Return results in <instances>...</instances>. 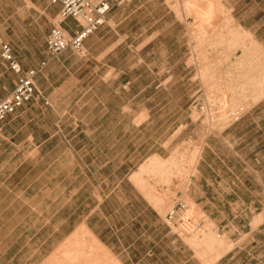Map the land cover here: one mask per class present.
I'll return each instance as SVG.
<instances>
[{"label": "rangeland", "instance_id": "374dc122", "mask_svg": "<svg viewBox=\"0 0 264 264\" xmlns=\"http://www.w3.org/2000/svg\"><path fill=\"white\" fill-rule=\"evenodd\" d=\"M104 1L109 3L110 9L103 25L92 35L89 54L85 51L82 56L67 50L51 58L46 51V38L52 28H61L59 8L51 6L48 0H0V36L13 47V55L16 53L33 65L46 63L42 75L35 81L39 99L26 103L27 111L21 115L34 122L18 127L20 133L63 130L65 133L108 134L100 141L101 148L109 150L110 154L114 151L116 165L119 160L126 161L117 169V176L131 170L129 168L134 173L146 156L155 152L165 161L178 158L177 165H173L175 168L159 164L158 172L151 175L147 169L137 171V176L148 177L153 187L150 192L156 197L148 195L162 203L164 216L170 208L183 204L194 217L193 229L188 235L178 233L164 217L172 235L193 252L196 263L205 264L189 240L208 229L230 243L219 264H264V96L242 108L236 119L229 115L232 120L221 127V121L215 117L218 109L207 99L218 92L206 87L205 79L199 77L203 69L199 66L209 67L207 81L212 77L222 81L223 86L230 84L229 81L235 83L240 72L234 63L243 56V50H228L224 45L207 48L205 44H198L194 33L198 25L209 34L221 25L228 27L221 18L223 14L219 15L222 9L234 22L231 21V26L229 23V28L240 27L254 42L259 66L264 70V0ZM210 1L215 8L211 7L209 18L201 20L199 12H204ZM204 49L207 52L202 55ZM225 57L229 58L225 60ZM216 65L222 66L220 71ZM15 79L16 76L0 63V99L10 94ZM238 103L234 107L238 108ZM234 107L228 108V113L234 111ZM221 133L224 139L220 138ZM208 137L213 138L218 157L213 169L220 170L223 158L234 162L236 153L248 167L258 166L261 171L259 175L246 172L234 175L249 187L237 193L242 207L220 204L202 207L196 203L204 200L202 190L211 201H219L211 199L210 190L194 186L192 182ZM130 161L133 167L127 165ZM238 163L241 164L238 169H245L240 160ZM234 176L222 174L229 181ZM131 179L139 189L138 183ZM256 180L260 181L258 189H255ZM150 196L147 197L154 205ZM254 199L260 204L254 201L256 204L251 205Z\"/></svg>", "mask_w": 264, "mask_h": 264}, {"label": "crops", "instance_id": "0c3cea01", "mask_svg": "<svg viewBox=\"0 0 264 264\" xmlns=\"http://www.w3.org/2000/svg\"><path fill=\"white\" fill-rule=\"evenodd\" d=\"M60 25L69 35L77 27L72 19ZM92 35L83 43L82 56L91 50ZM15 58L23 69L39 64L27 63L16 53ZM0 63L9 71L1 59ZM28 104L0 123V264H38L48 259H56L58 264H200L193 252L169 231L162 203L148 195L155 196L150 192L153 187L148 177L137 176L139 169H147L151 175L158 172L159 164L167 168L168 164L177 163L176 158L165 161L155 152L147 155L134 173L129 168L117 176V169L126 161L119 160L116 165L114 151L110 154L101 148L100 141L108 134L63 130L21 134L18 127L34 122L21 118ZM219 136L224 139V133ZM212 142V137L206 139L192 182L210 190L211 199L219 201H211L202 190L204 200L196 203L202 207H242L237 193L249 187L234 175H259L261 171L258 166L248 167L236 153L234 162L226 157L220 160V170L213 169L218 157ZM239 160L245 169H238ZM256 163L259 164L258 156ZM127 165L133 167L131 161ZM224 172L234 178L225 179ZM259 186L260 181L256 180L255 189ZM251 189L254 190L253 183ZM254 201L260 204L254 199L251 205L256 204ZM200 243L206 249V241Z\"/></svg>", "mask_w": 264, "mask_h": 264}, {"label": "bare ground", "instance_id": "6f19581e", "mask_svg": "<svg viewBox=\"0 0 264 264\" xmlns=\"http://www.w3.org/2000/svg\"><path fill=\"white\" fill-rule=\"evenodd\" d=\"M207 3V2H206ZM207 6V9L205 10L204 9V12L200 13L199 12V15L201 17V20L202 18H209V14L210 11H211V7L212 6H215V4L213 2H208V4H206ZM217 6V5H216ZM215 8V7H214ZM212 7V9H214ZM216 11V10H215ZM215 11H213L215 13ZM212 12V13H213ZM223 14L221 17L224 21V24L228 23V27H225V25H221L219 27H216L215 28V31H210L212 32L211 34H209V32H206L204 30V28H201L202 26L201 25H198L196 27V31L194 32L195 33V38L197 39L198 41V44H205L207 46V48L209 47L210 49H215V47L217 46V48L220 46V45H224L227 47L228 50H236V49H242V57L239 58L236 63H234L235 65H237V67L239 68V72H240V75L237 79L236 75H234L236 77L237 80H235V83H232L229 81L230 84L228 85H225L226 83H224L225 86H223L221 84L222 81H220L218 78H212V77H209L210 79L207 81V74H206V69H208L209 67H204V65L201 66L200 64V68L203 67V69L201 68L200 71L201 73H199V77H201L202 79L204 78L205 79V84L207 85L206 87H210V88H215V90L218 92V94L216 96H211L209 98H207L208 100L210 99L216 106V109H218V112L216 110V112L218 113L217 116L215 115H211L212 116H215L216 119L219 118V120L221 121L220 124H221V127H224V125L226 126V124L232 120V119H236L237 118V115H240L239 112H241V109L242 108H247L246 106L247 105H250L251 104L253 105L256 101H258L259 99L263 98L264 96V70H263V66H262V70H261V67L259 66V63L258 62V56L257 55V48L256 46L254 45V42L249 38V36L247 35V33L244 31V30H241L240 27L238 26H232L229 28V23H230V26L232 25L231 24V21L232 19H230V17L228 16L229 14H225L224 11L222 9H219V15ZM227 13V12H226ZM197 15V14H195ZM197 17V16H196ZM199 18V17H197ZM200 20V21H201ZM233 22V21H232ZM234 23V22H233ZM227 25V24H226ZM234 25V24H233ZM236 25V24H235ZM215 26V25H214ZM211 28V26H210ZM206 29V28H205ZM209 30V29H208ZM214 30V29H213ZM192 32V31H191ZM209 35H208V34ZM189 34V33H188ZM193 35V34H192ZM204 38V40L202 39L200 41V38ZM194 40V39H193ZM196 41V42H197ZM204 45V46H205ZM219 45V46H218ZM196 46V45H195ZM199 46V45H197ZM196 46V47H197ZM195 47V48H196ZM201 48V46H199ZM198 47V48H199ZM197 48V49H198ZM206 48V47H204ZM209 49V51H210ZM221 49V48H220ZM196 51V50H194ZM199 51V50H198ZM205 49L204 51H202V55H203V52L205 53ZM224 51L226 52V49H224ZM207 52V51H206ZM199 53V54H200ZM212 53V51L210 52ZM216 53V52H215ZM220 53V52H219ZM227 53V52H226ZM196 54V52H195ZM197 54V56L199 55ZM213 54V53H212ZM211 54V55H212ZM228 54V53H227ZM260 54V52H259ZM258 54V55H259ZM207 55V53H206ZM209 55V54H208ZM207 55V56H208ZM210 55V56H211ZM226 55V54H225ZM231 55V54H230ZM200 56V55H199ZM198 56V57H199ZM218 56V54H217ZM229 56V54H228ZM261 56V55H260ZM264 56V54H263ZM197 59H200L198 58ZM202 57V56H200ZM216 57V55L214 56ZM214 57H211L214 58ZM220 57V55H219ZM224 57V56H223ZM262 57V56H261ZM206 58V56H205ZM217 58V57H216ZM221 58V57H220ZM229 58V57H228ZM227 57H225V60L228 59ZM260 58V57H259ZM204 59V56L203 58ZM224 59V58H223ZM222 59V62L224 61ZM216 60V59H214ZM214 63H217V60L214 61ZM230 60V59H229ZM261 60V59H260ZM195 61V60H194ZM197 61V60H196ZM200 61V60H199ZM198 61V63H199ZM204 61V60H203ZM228 61V60H227ZM205 62V61H204ZM206 62H208V60L206 59ZM221 62V61H220ZM222 62L220 63V65H222ZM235 62V61H234ZM262 62V61H261ZM196 63V62H195ZM197 63V65H199ZM202 63V62H201ZM219 63V62H218ZM210 64V63H209ZM208 65V63H207ZM219 65V66H220ZM262 65V64H261ZM211 66V65H210ZM218 65H216L217 67ZM198 67V66H197ZM222 67V66H220ZM219 67V68H220ZM234 67V66H233ZM218 68V67H217ZM218 68V69H219ZM236 68V67H235ZM234 68V69H235ZM213 69V68H212ZM222 69V68H221ZM233 69V68H232ZM199 71V72H200ZM220 71V69L218 70ZM208 72H209V69H208ZM207 72V73H208ZM238 72V70L236 71ZM238 72V73H239ZM218 73V72H217ZM235 73V72H234ZM232 74V73H231ZM238 75V74H237ZM211 76V75H210ZM215 75H213L214 77ZM218 76V75H216ZM224 76V75H223ZM226 76V75H225ZM219 77V76H218ZM223 78V77H222ZM227 78V77H226ZM221 79V78H220ZM220 82H219V81ZM204 81V80H203ZM202 81V82H203ZM225 82V81H224ZM205 87V88H206ZM216 92V93H217ZM207 100V101H208ZM210 102V101H208ZM239 102V103H238ZM212 103V104H213ZM240 104V106L237 108V107H234L235 104ZM206 105V104H205ZM207 106V105H206ZM250 106L248 108H250ZM235 108L234 111H230V113H228L229 109L228 108ZM244 108V109H245ZM211 109V108H210ZM243 110V109H242ZM247 110V109H246ZM204 112V111H203ZM207 112V111H206ZM229 115H234V117L231 119V117ZM210 117V116H209ZM214 117V118H215ZM219 124V125H220ZM196 152V151H195ZM198 152V151H197ZM196 152V153H197ZM194 153V152H193ZM197 155V154H196ZM197 158V157H196ZM178 159V158H177ZM176 159V160H177ZM195 160V159H194ZM193 160V161H194ZM197 160V159H196ZM192 163V162H191ZM177 165V163H175V161L173 162V164H168V166H171V167H174L175 166H172V165ZM194 164V162H193ZM192 165V164H191ZM168 170V169H166ZM163 174V173H162ZM165 176V175H164ZM159 179V177H158ZM163 179V178H162ZM169 212V211H168ZM167 212V213H168ZM167 215V214H166ZM179 233V232H178ZM79 234V233H78ZM182 234H186V233H182ZM188 235V234H187ZM197 236V235H196ZM74 237V236H73ZM78 238V236H77ZM79 240V239H78ZM77 241V240H76ZM201 241H206L205 243V247L206 249H203V245L200 243ZM73 243V242H72ZM79 243V242H78ZM189 243L190 245L192 246V248L195 250V252L197 253V255L204 261L205 264H210V263H214L217 259H219L226 251H228L229 249V244L225 238H222V237H217V235H215L214 232L210 231L207 229V231H203L202 234L198 237H195V238H191L189 240ZM76 245L77 242H75ZM74 245V244H73ZM72 246V245H71ZM75 246V245H74ZM73 246V248H75ZM79 247V246H78ZM67 248V247H66ZM77 248V246H76ZM208 251L207 254H205V251ZM73 252V251H71ZM78 253V252H77ZM75 254V253H73ZM73 256V255H72ZM76 256V254L74 255ZM73 256V257H74ZM78 256V255H77ZM76 256V257H77ZM79 258V257H78ZM77 258V259H78ZM79 260V259H78ZM48 262H51L53 264H58L56 262V259H53V260H47ZM77 261V260H76Z\"/></svg>", "mask_w": 264, "mask_h": 264}, {"label": "built area", "instance_id": "2783aa9c", "mask_svg": "<svg viewBox=\"0 0 264 264\" xmlns=\"http://www.w3.org/2000/svg\"><path fill=\"white\" fill-rule=\"evenodd\" d=\"M48 2L51 6L59 8V24L66 19H72L77 25L76 30L71 35L60 27H54L49 31L46 38V51L51 58L58 57L67 50L81 53L84 41L103 25L105 16L110 9L109 4L102 0H48ZM0 59L17 76L12 92L0 100L1 123L24 104L34 100L35 97H39L35 80L45 68L46 63L40 62L33 68L23 69L13 55L11 46L5 43L1 37ZM166 219L179 233L189 234L191 233L190 229H193L194 217L183 204L178 208H170ZM38 264L51 263L42 261Z\"/></svg>", "mask_w": 264, "mask_h": 264}]
</instances>
